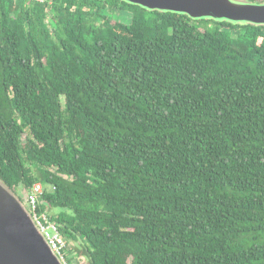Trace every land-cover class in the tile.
Returning a JSON list of instances; mask_svg holds the SVG:
<instances>
[{
  "label": "trees",
  "instance_id": "obj_1",
  "mask_svg": "<svg viewBox=\"0 0 264 264\" xmlns=\"http://www.w3.org/2000/svg\"><path fill=\"white\" fill-rule=\"evenodd\" d=\"M0 177L70 262L264 264V26L0 0Z\"/></svg>",
  "mask_w": 264,
  "mask_h": 264
},
{
  "label": "water",
  "instance_id": "obj_2",
  "mask_svg": "<svg viewBox=\"0 0 264 264\" xmlns=\"http://www.w3.org/2000/svg\"><path fill=\"white\" fill-rule=\"evenodd\" d=\"M148 10L186 14L232 24L264 26V1L123 0ZM0 264H65L26 204L0 177Z\"/></svg>",
  "mask_w": 264,
  "mask_h": 264
},
{
  "label": "built area",
  "instance_id": "obj_3",
  "mask_svg": "<svg viewBox=\"0 0 264 264\" xmlns=\"http://www.w3.org/2000/svg\"><path fill=\"white\" fill-rule=\"evenodd\" d=\"M44 1V0H40ZM51 185H45L41 181L33 183L26 192V204L36 224L44 232L53 249L58 253L65 264H71L67 258L68 241L59 229L58 224L52 219L46 209H42V197L46 190H51Z\"/></svg>",
  "mask_w": 264,
  "mask_h": 264
},
{
  "label": "rangeland",
  "instance_id": "obj_4",
  "mask_svg": "<svg viewBox=\"0 0 264 264\" xmlns=\"http://www.w3.org/2000/svg\"><path fill=\"white\" fill-rule=\"evenodd\" d=\"M258 1H264V0H258ZM15 192H16V194H18L22 199L24 198V190H23V188H15V189H13ZM58 211V209H56V208H50V210H49V213H52V214H54V213H56ZM70 243H71V245L70 246H73V247H75V249L77 248V249H79V244H80V241H77V242H74V241H70ZM71 264H86V259H85V257L83 256V255H80V257H78L77 255L76 256H74V260L71 262Z\"/></svg>",
  "mask_w": 264,
  "mask_h": 264
}]
</instances>
